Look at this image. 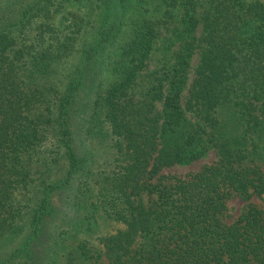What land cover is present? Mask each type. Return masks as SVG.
Returning <instances> with one entry per match:
<instances>
[{
  "label": "trees",
  "instance_id": "16d2710c",
  "mask_svg": "<svg viewBox=\"0 0 264 264\" xmlns=\"http://www.w3.org/2000/svg\"><path fill=\"white\" fill-rule=\"evenodd\" d=\"M263 153V0H0V264H264Z\"/></svg>",
  "mask_w": 264,
  "mask_h": 264
},
{
  "label": "rangeland",
  "instance_id": "374dc122",
  "mask_svg": "<svg viewBox=\"0 0 264 264\" xmlns=\"http://www.w3.org/2000/svg\"><path fill=\"white\" fill-rule=\"evenodd\" d=\"M264 1V0H263ZM157 50L154 53V57H151V59L148 61V69L151 70L153 69L156 64H157V59L159 57V48H162V39L160 38V40H158L157 42ZM198 57H192L191 59V65H190V71L188 73V79H187V84L185 87V91H183V100H184V95H186V91L191 83V80L193 78V66L195 65L196 61H197ZM183 102V101H182ZM156 109L160 110L159 105H156ZM89 148L91 150V154H93L96 158L97 161H102V159L105 158L106 156V151H104L106 148L102 145H94V143H89ZM264 156V153H263ZM217 158V153L215 151V149H210L206 154H204L202 157L188 163V164H173L171 166H167L164 167L161 170V174L166 175V176H175V177H179V178H185L188 175L195 173L197 171H199L201 169V167L205 164H209L211 162H213L214 160H216ZM261 163V167L262 170L264 171V157L263 160L260 162ZM59 196L60 193L59 192H55L54 194H52L51 199H50V203L52 204L53 208H57L58 204H59ZM252 202H254L255 204H257L258 206L264 208V196L263 197H257V196H253L250 199ZM246 201L243 200L242 198H240L239 196L235 195L233 197H231L226 205H227V212H226V221L232 220L234 218H236L239 213L242 211V209L245 207L246 205ZM53 213L52 215L49 214V217H53ZM116 228V224L115 223H111L110 221L102 218V217H98V224L95 228V231L98 234H102V233H106V232H110V231H114ZM18 239V238H17ZM22 238H19L18 240H14V241H10L7 244H4L2 247L0 246V253H3L2 255H4L5 253L8 254L11 250L12 247H16L18 246V243L21 242ZM1 255V254H0ZM2 255L0 257H2Z\"/></svg>",
  "mask_w": 264,
  "mask_h": 264
}]
</instances>
